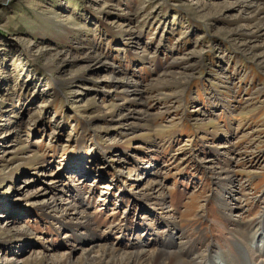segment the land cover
Here are the masks:
<instances>
[{"label":"rangeland","instance_id":"374dc122","mask_svg":"<svg viewBox=\"0 0 264 264\" xmlns=\"http://www.w3.org/2000/svg\"><path fill=\"white\" fill-rule=\"evenodd\" d=\"M261 218L264 0H0V264H79L86 219L129 253Z\"/></svg>","mask_w":264,"mask_h":264},{"label":"bare ground","instance_id":"6f19581e","mask_svg":"<svg viewBox=\"0 0 264 264\" xmlns=\"http://www.w3.org/2000/svg\"><path fill=\"white\" fill-rule=\"evenodd\" d=\"M86 58L89 61H96L100 57L88 56ZM126 92L129 93L127 101H135L139 97L138 94H134L137 92L135 90L130 89ZM223 179L230 182V177ZM218 195L216 199L224 198L223 194ZM227 204L223 206L225 212L221 214L228 219L229 210L233 209V206L231 203ZM75 227L87 231L85 235L79 234L83 237L82 242H89V247L83 251L79 264H264V222L262 218L254 221L253 224L249 222L235 225L231 232L241 240L229 241V244L219 252L213 251L210 246L205 247L202 252H196L190 244H184L179 252H171L167 245L173 244V239L169 236L165 244L161 245L157 251L138 250L121 253L118 248L95 242V238L88 234L91 229L87 219ZM58 264L75 263L67 257L64 261H58Z\"/></svg>","mask_w":264,"mask_h":264}]
</instances>
